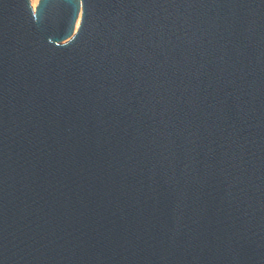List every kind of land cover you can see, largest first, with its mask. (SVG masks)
Listing matches in <instances>:
<instances>
[{
    "label": "water",
    "instance_id": "obj_1",
    "mask_svg": "<svg viewBox=\"0 0 264 264\" xmlns=\"http://www.w3.org/2000/svg\"><path fill=\"white\" fill-rule=\"evenodd\" d=\"M0 264H264V0H0Z\"/></svg>",
    "mask_w": 264,
    "mask_h": 264
},
{
    "label": "bare ground",
    "instance_id": "obj_2",
    "mask_svg": "<svg viewBox=\"0 0 264 264\" xmlns=\"http://www.w3.org/2000/svg\"><path fill=\"white\" fill-rule=\"evenodd\" d=\"M36 2H37V0H31L32 5H33L34 3H36Z\"/></svg>",
    "mask_w": 264,
    "mask_h": 264
},
{
    "label": "rangeland",
    "instance_id": "obj_3",
    "mask_svg": "<svg viewBox=\"0 0 264 264\" xmlns=\"http://www.w3.org/2000/svg\"><path fill=\"white\" fill-rule=\"evenodd\" d=\"M35 5V3L33 4V6Z\"/></svg>",
    "mask_w": 264,
    "mask_h": 264
}]
</instances>
